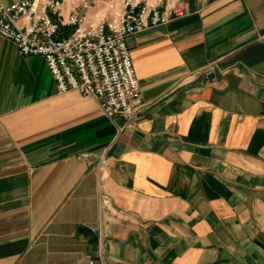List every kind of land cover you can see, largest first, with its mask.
<instances>
[{"label":"crops","instance_id":"0c3cea01","mask_svg":"<svg viewBox=\"0 0 264 264\" xmlns=\"http://www.w3.org/2000/svg\"><path fill=\"white\" fill-rule=\"evenodd\" d=\"M150 1L130 116L0 35V264H264V0Z\"/></svg>","mask_w":264,"mask_h":264},{"label":"built area","instance_id":"2783aa9c","mask_svg":"<svg viewBox=\"0 0 264 264\" xmlns=\"http://www.w3.org/2000/svg\"><path fill=\"white\" fill-rule=\"evenodd\" d=\"M187 14L183 4L150 0H122L120 9L114 1L0 0V35L21 54L43 56L59 92L90 95L113 118L134 114L142 103L128 37Z\"/></svg>","mask_w":264,"mask_h":264},{"label":"rangeland","instance_id":"374dc122","mask_svg":"<svg viewBox=\"0 0 264 264\" xmlns=\"http://www.w3.org/2000/svg\"><path fill=\"white\" fill-rule=\"evenodd\" d=\"M96 11V10H95ZM94 13V12H93Z\"/></svg>","mask_w":264,"mask_h":264}]
</instances>
